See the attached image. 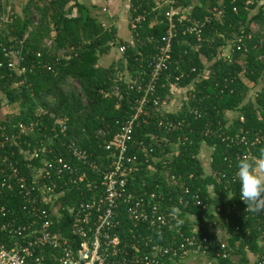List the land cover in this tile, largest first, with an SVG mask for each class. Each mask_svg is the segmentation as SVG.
Here are the masks:
<instances>
[{
  "label": "trees",
  "instance_id": "16d2710c",
  "mask_svg": "<svg viewBox=\"0 0 264 264\" xmlns=\"http://www.w3.org/2000/svg\"><path fill=\"white\" fill-rule=\"evenodd\" d=\"M9 7L7 12L11 22L7 24L8 36L23 41L24 65H35L31 72L24 75L25 86L13 88V83L19 78L12 76L2 81L0 85V108L10 106L14 115H6L0 124L9 125L29 120L31 112L36 106L48 111L64 115L67 118V140H75L80 148L89 152L98 163H104L105 156L102 146L112 139L119 129V123L130 115V108L135 100L134 94L124 95L121 100L114 98L112 89L119 82L117 72L123 71L122 61L114 69L98 65V59L107 54L111 47L124 45L116 36L113 27L105 29L93 14L92 7H87L77 0H26L21 15L9 6L11 0H0V15L3 5ZM252 1V4H247ZM140 0H131L133 5ZM155 0L143 1L142 9L149 10ZM177 5L184 10L188 6L192 15L203 17L206 11L213 7L222 10V16L212 21L203 30L204 42L196 49L193 37L179 34L173 43L172 70L195 68L196 72L207 75L199 78L187 91L186 103L177 113H167L165 117L172 120L185 118L189 126L182 131L164 134L155 128L156 116H143L140 125L133 132L127 156L136 155L139 170L133 182L138 189L139 176H144L149 184L148 190L166 192V183L161 176V163L154 165L156 173L149 171V163H145L140 142H148L151 136L164 139V154L172 152L170 144L179 143L177 152L167 167L168 174L180 178V182L190 193L201 196L206 209L191 204L188 208L180 207L178 219L187 235L193 226L201 228L210 240L217 241L212 232H208L205 219L214 221L222 227L227 235V258L220 264H249L247 254L257 256L258 261L264 260V213H253L247 210V205L240 201L237 180L232 176L235 170L236 154L250 155L255 160L264 149V139L253 148L233 146L229 148L215 135L210 138L202 135L210 129L223 133V137L245 134L248 136L260 133L264 135V4L258 8L254 0H178ZM133 15L129 9V16ZM159 19L155 15L148 16L140 31L142 37L147 35L161 36L164 27L153 23ZM256 30L254 31V27ZM4 29L0 28V42H5ZM245 36L243 51L231 52L230 60L221 55L224 48L235 36ZM51 41L48 48L45 41ZM74 51H70L71 48ZM40 53L41 58H36ZM76 53V56L73 54ZM152 53L151 47H128L123 53L126 68L134 75L140 64V59H147ZM64 56H61V55ZM139 54V55H138ZM65 55H72L65 58ZM38 62H47L51 71L37 66ZM244 69L246 83L238 78ZM194 74L181 80L179 87H187ZM229 82L225 87L224 81ZM231 81V82H230ZM248 84H252L251 87ZM122 91L124 83L121 84ZM169 86L158 87L157 96L165 103L169 102ZM220 90L222 92L220 93ZM124 92V91H123ZM198 110L200 118L194 119L188 115L187 108ZM231 116V117H229ZM242 117V121L239 118ZM40 133L37 139H43ZM58 142V139L55 140ZM202 145L209 151L208 171L205 172L198 158ZM157 144L154 146V156H159ZM68 158L64 150H58ZM231 159V162L228 161ZM74 164V163H73ZM212 173L218 176L225 175L226 179L219 181ZM89 176H97L88 173ZM132 176V175H131ZM143 178V179H144ZM173 199L181 194L177 188H172ZM86 197H89L88 195ZM80 193L74 190L68 192L62 199L63 206H73L80 200ZM12 212L20 214L18 203L13 198H0ZM165 204H168L165 202ZM214 209V210H213ZM214 213V214H213ZM192 215L194 219L189 218ZM65 236H68V219L65 213L64 223L61 226ZM172 233H165L164 239L158 242L170 243Z\"/></svg>",
  "mask_w": 264,
  "mask_h": 264
},
{
  "label": "built area",
  "instance_id": "2783aa9c",
  "mask_svg": "<svg viewBox=\"0 0 264 264\" xmlns=\"http://www.w3.org/2000/svg\"><path fill=\"white\" fill-rule=\"evenodd\" d=\"M143 1L146 0L129 5L133 14L128 18L130 40L119 46V51L123 54L128 47L140 46L151 47L152 53L146 60H139L134 75L127 79L119 77L120 83L117 82L112 89L111 95L118 101L131 93L135 100L130 115L119 123L116 135L102 146L104 163L94 160L75 140H67L68 125L64 115L50 112L40 105L33 109L25 122L0 124V198L16 199L20 212H12L0 200V264H220L227 258L225 242L210 240L197 226H193L187 235L182 229L178 219L180 207L186 209L194 204L206 209V205L199 194L190 193L184 187L180 178L168 174L167 167L179 143L170 144L172 152L169 154H164V147L168 144L163 145L164 139L151 136L148 142L139 143V150L145 163H149L151 173H156V169L150 162L161 163L158 172L166 183V192L149 191L144 176H139L141 181L135 190L133 182L137 176L133 174L138 172L139 163L136 155L127 156L133 132L146 114L157 117L155 128L164 134L176 133L189 126L185 118L172 120L165 117L170 112L165 110V103L157 96L158 87L164 88L167 84L170 93L176 88L185 89L184 100L185 103L188 101L187 91L201 74L193 67L172 70V49L179 26L182 25V36L195 39L197 49L204 42L203 30L221 18L222 10L213 7L197 18L192 15L190 6L180 9L178 0H155L149 10L142 9ZM254 1L258 8L264 4V0ZM5 7L0 15V28L5 30L1 32L5 42H0V85L6 76L8 79L15 76L19 79L12 84L13 88L20 89L25 86L24 75L35 65H24L23 41L6 33L11 19L7 14L9 9L5 11ZM151 15L159 17L154 18L153 23L164 27L163 34L142 37L143 23ZM101 25L109 28L104 23ZM245 40V36H235L222 48L221 55L230 60L233 50H244ZM45 45L49 48L51 41L46 40ZM71 56L65 55V58ZM36 58L40 59L41 54L37 53ZM37 66L51 71L47 62H38ZM190 74L195 75L190 84L179 87L181 80ZM243 76L244 69L238 78L244 81ZM206 77L205 74L201 76ZM224 83L225 87L229 84L226 80ZM6 109L7 106L0 108L1 120L6 115H14V111ZM187 112L194 119L200 118L198 110L192 111L188 107ZM239 120L242 121V117ZM47 130L49 134H44L43 139L36 138ZM202 135L207 138L215 135L229 148H253L264 139L260 133L223 137V133L210 129L203 131ZM155 144L159 148L158 157L153 155ZM59 149L64 150L68 158L58 153ZM208 149L212 152L214 147ZM240 156L236 154L235 160ZM212 174L217 181L226 179L225 175ZM232 180L236 181L235 170ZM172 188L181 191L176 199H173ZM71 190L79 192L81 198L73 206L65 207L62 199ZM65 213L68 236L61 228ZM188 216L190 220L194 219L192 215ZM165 233H172L169 244L157 242L153 237L161 240ZM257 264H264V260Z\"/></svg>",
  "mask_w": 264,
  "mask_h": 264
},
{
  "label": "crops",
  "instance_id": "0c3cea01",
  "mask_svg": "<svg viewBox=\"0 0 264 264\" xmlns=\"http://www.w3.org/2000/svg\"><path fill=\"white\" fill-rule=\"evenodd\" d=\"M79 3L84 4L87 7H92L93 14L97 17V19L106 24L108 27H113L116 30V36L118 39L122 40L124 43L129 42L130 40V32L128 29V18H129V5L131 0H77ZM3 5V4H2ZM9 7L6 6L5 9ZM17 15H21V10L15 11ZM118 24H125L126 31H124L123 36H121L122 31H120V27ZM114 51V52H113ZM123 63L124 69L123 71L117 72L118 77H123V79H127L132 76L131 72L126 68V63L123 60V54L119 51V44L117 41V45L111 47L110 51L107 54L102 55L98 59V65L104 68L114 67V69L118 66L117 63ZM175 90V89H174ZM173 93V92H172ZM165 110L171 113H177L183 108V101L180 102L179 106L172 107L165 105ZM209 150V149H208ZM209 160V152L206 163L208 165ZM214 210V209H213ZM214 214V213H213ZM206 228L208 232L214 233L218 240L226 242L227 235L224 229L218 226L214 221L205 219ZM264 251V245H263ZM247 258L249 260V264H255L257 261V256L248 253Z\"/></svg>",
  "mask_w": 264,
  "mask_h": 264
},
{
  "label": "clouds",
  "instance_id": "9594fccd",
  "mask_svg": "<svg viewBox=\"0 0 264 264\" xmlns=\"http://www.w3.org/2000/svg\"><path fill=\"white\" fill-rule=\"evenodd\" d=\"M239 199L253 213H264V149L255 160L241 155L235 163Z\"/></svg>",
  "mask_w": 264,
  "mask_h": 264
},
{
  "label": "rangeland",
  "instance_id": "374dc122",
  "mask_svg": "<svg viewBox=\"0 0 264 264\" xmlns=\"http://www.w3.org/2000/svg\"><path fill=\"white\" fill-rule=\"evenodd\" d=\"M3 3V6L4 5V1H2ZM26 0H11V2L9 3V6L12 7V9L14 11H20L22 10V8L24 7V4H25ZM8 9H6L5 11H7ZM119 27H120V31H122L121 33V36H123L124 34V31H126V27H125V24H118ZM254 31L256 30V26L253 28ZM127 32V31H126ZM114 52V51H113ZM185 89H175L173 90V93H170V95L167 97V100L169 101L166 105L167 106H172V107H177L179 106L180 102L183 101V103H185V100H184V95H185ZM6 106H4L5 108ZM6 110H12L10 106H7V109ZM3 115H1V112H0V117L2 118ZM231 117V116H229ZM208 148L205 146V145H202L201 149H200V152H199V156L198 158L200 159L201 163H202V166L205 170V172L208 171V165L206 163V160H207V157H208Z\"/></svg>",
  "mask_w": 264,
  "mask_h": 264
}]
</instances>
